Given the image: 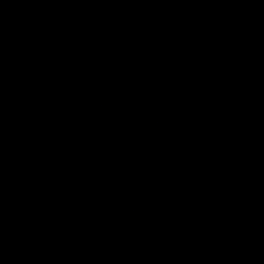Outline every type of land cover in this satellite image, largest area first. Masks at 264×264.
Here are the masks:
<instances>
[{
  "label": "water",
  "instance_id": "1",
  "mask_svg": "<svg viewBox=\"0 0 264 264\" xmlns=\"http://www.w3.org/2000/svg\"><path fill=\"white\" fill-rule=\"evenodd\" d=\"M0 264H264V0H0Z\"/></svg>",
  "mask_w": 264,
  "mask_h": 264
}]
</instances>
